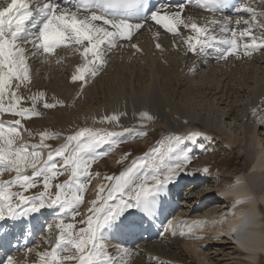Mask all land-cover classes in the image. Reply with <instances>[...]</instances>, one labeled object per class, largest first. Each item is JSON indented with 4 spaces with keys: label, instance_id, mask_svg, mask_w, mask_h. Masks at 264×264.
<instances>
[{
    "label": "snow or ice",
    "instance_id": "6c2138e0",
    "mask_svg": "<svg viewBox=\"0 0 264 264\" xmlns=\"http://www.w3.org/2000/svg\"><path fill=\"white\" fill-rule=\"evenodd\" d=\"M192 3L193 0H188L189 5ZM219 4L220 0H197L196 6L214 12ZM143 7L140 0H10L6 6H0V114L17 117L10 122L0 120V177L5 172L14 173L11 179H0V220H18L31 213H39L46 206H58L61 213L70 211L71 219L76 221L80 215L77 209L84 202L85 182H77L76 191L71 195L69 190L79 176L90 179V161L85 160L82 153L91 152L95 143L105 136L117 135L115 132L101 133L89 129L77 131L69 135L64 144L48 151L46 158L42 156L44 150L52 148L46 140L57 139L54 133L41 132L38 145L17 144L22 135L21 129L28 131L24 129L22 120L39 116L37 101H43L45 97L44 92L24 97L19 91L30 83V55L32 59L41 53L47 57L56 49L69 45L78 46L77 50L82 48L80 55L84 63L76 68L71 80L80 81L83 88L89 76L98 75L106 55L122 46L118 45V41H128L131 48L140 51L132 40L149 20L174 37L182 36L181 27L190 29L195 37L189 36L183 39V43L187 45V51L198 55L216 45L229 46L220 56L224 60L230 56L237 59L251 57L254 52L264 51V0L242 2L239 10L247 13L248 19L235 20L236 27H230L233 21L229 17L222 20L213 18L199 25L192 17L183 15L186 9L183 3L175 10L164 4L161 8L150 10L147 16H141ZM132 17H137V22H130ZM213 26L219 28L220 36L214 34ZM229 33L231 38H222ZM156 47L160 49V43ZM28 99L32 102L31 107H24L22 101ZM62 103L53 98L51 103L43 102V108L52 109ZM141 117L153 118L147 113H141ZM106 119L118 120L119 116ZM259 122L264 124V118ZM28 134L32 135L30 131ZM85 137L87 142L81 143V138ZM72 141L77 143L70 148ZM155 151L150 165L145 154L146 165L153 169L151 183L146 177L137 175L135 161L119 176L105 177L106 181L114 183L102 184L97 189L95 199L89 202L91 207L87 209L86 219L65 223L61 218L55 224L60 230L59 236L51 251L37 253L40 264H121L118 256L108 252L106 234L117 232L122 218L133 213L131 210L142 213L145 218L154 217L158 200L165 194L167 185L175 173L182 171L183 165L190 161L187 151L177 149L171 143L166 151ZM54 156L62 158L61 161L53 162ZM69 168V179L54 183ZM26 169H31V173L28 174ZM41 185L43 191L34 195L25 194ZM13 187H18L19 191H12ZM77 223L83 226L77 228ZM204 223L194 221L178 227L192 232L194 228L203 227ZM48 227L51 229L53 225ZM165 231L176 235L174 227ZM181 235H184L183 231ZM62 244L70 247L61 248ZM114 251L119 254L122 249L116 247ZM6 264H20V261L9 255Z\"/></svg>",
    "mask_w": 264,
    "mask_h": 264
},
{
    "label": "bare ground",
    "instance_id": "6f19581e",
    "mask_svg": "<svg viewBox=\"0 0 264 264\" xmlns=\"http://www.w3.org/2000/svg\"><path fill=\"white\" fill-rule=\"evenodd\" d=\"M8 2H10V0H0V6H6ZM248 2L249 0L244 1V3ZM181 3L186 5V9L183 15L186 17H192L199 25H204L205 21L211 20L213 18L220 20L223 19V17L218 18L206 14L203 15L201 11L196 7L194 2L189 5L187 1L181 0L177 5L171 6V8L175 10ZM240 18L248 19V14L240 11V14L238 16H235V18H230L233 21L230 27H236L234 21ZM27 27L30 28L31 25L28 24ZM180 31L182 33V36L174 37L172 34L165 32L162 28L155 25L152 21L149 20L140 32L134 34V38L132 40V43L137 44L140 51L131 48L128 41H118V45L122 46L114 48L110 53L106 55L105 63L103 68H100V73L95 77L89 76V81L87 79V82L91 84L90 86L93 90L90 93H94L96 97L98 96V100L96 102L101 106L105 104V106L107 107L106 110L103 111V116H106L108 114H116L118 116L119 114L123 113L124 117L132 120L134 119L133 117L135 114H138L140 111H147V114L151 112V115L155 116L154 123L159 124L162 128H166L176 135L188 134L191 131L190 129L197 127V124H199V122H197V117H195V115L189 113L188 111H183L179 107V105H181L182 103H174L171 98L175 96L174 94L178 93L181 95V100L186 98L191 99L190 96H193L195 94L202 95V92H199L201 91V87H198L197 85L191 84L189 82L192 72L198 71L200 73L208 72L216 78V81L218 83H213L210 80L209 82L213 83L217 88H204L205 91H213L215 93L214 98L217 99L218 102L224 101L223 104H227V108L228 105L230 106V112L228 111L230 113V117H237L235 115L237 114V107L235 106V104L238 103V101H241L242 96L244 95V93H246V86L244 84H247L246 81L247 79H249V77L247 76L248 74H244L243 70L247 67V65H249V67L264 65V51L254 52L251 57L237 59L236 57L230 56L227 60H224L220 59V56L229 46L216 45V47L218 48V52H220V56L209 60V58L211 57L205 58V54L198 55L195 52L187 51V45L183 43V39H186L189 36L195 37V33H193L190 29H184L183 27H181ZM213 31L217 36L221 35L218 27L213 26ZM157 32H159V36H156ZM257 35H259L258 32ZM222 38H231V34L229 33L227 37ZM157 43H160V49H157ZM174 43L176 46H174ZM77 48L78 46L76 45H69L67 47L62 46L61 48L55 50L50 56L46 57L43 53H41L35 59H32L31 55L29 58L30 72L38 71V73L35 74L41 75L42 77L52 75L54 73H57L58 71L61 72L64 66H73L72 73H67L68 78H59L62 79V81L54 82L51 84L56 89L65 91V93L63 94L60 93L61 96H59L64 103H67L70 100V97L77 93L79 90L78 83L80 81L73 82L71 80V77L75 73L76 68L82 66L84 63V59L80 55V51H82V48L79 50H77ZM238 62L239 64H237ZM246 62L248 63L246 64ZM35 67L39 68L37 69ZM232 82H235L236 84H233ZM33 83L34 81L31 82V91L34 94L37 92H44V100H48L47 102L49 103L53 102V98L49 93L45 92L44 88L41 89ZM94 83H98V85H96L97 89H93ZM257 83L260 84L259 81ZM19 91L22 94V90L20 89ZM251 91H249V93ZM250 94L254 98L255 104L259 106L264 105V81L258 89L252 91V93ZM182 102L185 101L183 100ZM22 104L26 106L27 102L22 101ZM67 108L68 107H65L64 109ZM47 110L48 109H46V112ZM49 110L52 111L54 110V108ZM10 116L14 117L11 114ZM0 117V120L5 121L4 117H2L1 115ZM261 118L262 117L254 118L253 115H246L244 117V130L242 132V135L243 140L245 141V151L243 150L242 155L243 153L245 154L247 150L249 151L253 147L251 151L252 159L247 164V169H250L249 175L236 174V179L226 184V186H224L223 188L219 186L216 187L215 185H204V182L207 179L202 180V178H199L203 177L201 176V174L206 176V174H204V172H202L201 170H198L193 176H180L178 178H173L170 182H178L179 185H174L179 186L178 190L179 188H181V185H183L184 181L192 184L190 188L195 189L196 187H198L196 188L197 191L195 190V194H193L195 197H200L201 199L200 201L196 200L191 208L180 209V212L183 211L185 213V217L188 218L178 220V223H173L172 226H170L175 228L176 234H181V231H183V236L187 237L193 234L200 233L202 235L200 237L202 238H191L192 243L201 240L203 241L202 243H205L206 239H210V237L214 235L213 231L215 229L216 223L220 221V216L224 211H226L227 207H229L226 205L227 203H224L222 205L218 204L219 206L215 203L217 201L224 202L223 200H225L226 202L227 200L229 201L231 199L233 205L230 206V211L227 212H232L234 214V217L236 218V226H231V230H227L226 232H224V234L233 239V242L236 243V245H234V248L238 247L237 249H239L240 253H231L229 255L235 258V255L241 257L244 254L245 259H248L252 264H259V260H261L262 258L261 255L264 253V219L258 220L257 223H254L255 228H258L257 226L261 228L260 230L255 229L254 231L252 230L251 220V210H253V208H256L257 201L262 202L264 205V142H262V139L260 141L257 136L258 132L264 130V128L261 127L262 123L259 122ZM205 120L207 119H204L203 124H205L206 129H209L208 131H210V133H212L213 130V133L215 131L221 132V129L214 124V121L212 119H208L209 121ZM127 122L129 121L127 120ZM99 123L100 122H97V124ZM22 124L24 125V129H26L25 123ZM134 126L135 123L134 125H123L121 128H119L118 131L116 130L118 132L117 135L105 136L103 139L99 140V142L95 143V145H98L99 148H102L103 144L105 143L108 147H114V149H112V151L110 152L115 154V157L117 159L118 153L117 151H115V148L116 143L119 141V139L125 138L126 136L130 135L131 137L134 135H139L137 134L140 132L139 128H136V130L133 132ZM211 129L213 130L211 131ZM21 133L22 135L17 140V144H39L29 136L28 131L23 130L21 131ZM26 135H28L27 140ZM240 141V139H230L229 143H231L234 148L236 146V148L240 150ZM47 151L48 150L46 149L44 150L42 154L43 158H46ZM106 152L107 151H105V153ZM102 154L104 153H98L96 148H93L91 152L82 153L85 160H87V157L91 158L90 156L102 157ZM89 170L90 169H88V171ZM25 171L30 174L32 170L26 169ZM9 176L10 174L6 172L2 177ZM80 177L81 176H79L78 180L85 182V180L81 179ZM193 182H195V184H193ZM75 184L76 182L74 180L69 195H71L75 191ZM86 184L87 183L85 182V185ZM102 184H104L102 178H100L98 174L95 175L94 180L90 185L91 187H89V198H86V200L83 202V208H80L79 206L77 209V211L79 209L82 210V217L84 219H86L88 214L87 209L91 207V204L89 202L92 199H95L97 189ZM216 195H219V197H217ZM211 196L214 197L210 200H207ZM212 200L215 201V203H213ZM238 200L241 202L236 203V201ZM180 202H182V198ZM163 203L164 201L159 198L158 204ZM55 208L59 209L58 206H55ZM207 208H210V211H206ZM260 213L264 215V208L260 209ZM58 214L59 213H55L54 215ZM71 215L72 213L70 211L64 212V216L66 219H69ZM123 220L124 219H122V221ZM1 221L2 220H0V222ZM122 221L119 224L117 232L106 234L105 239L107 250H114L116 247H119L122 249V251L120 252L121 254L124 253L123 249H125V244H123V242H126L125 236L128 235L127 232L130 229L126 228V226L123 225ZM194 221H204L205 223L203 227L194 228L192 232H188L186 228L181 229L180 227H178V225H190ZM55 224L57 223H54L51 229L48 227L50 223H47V228L45 229L40 226L39 231L42 232V235H40L39 237H42V240L33 241V243H29L27 247H21L20 253L17 256L13 257L16 260L20 261V264H40L37 253L43 252L45 250L51 251L52 247H54L56 244L60 230L55 227ZM237 227L239 228L235 230ZM156 235L154 237H156ZM147 242L148 241H144L140 243V241H138L139 244L137 243V247L144 246V250L148 255L157 254L160 256L161 252L159 249H163L165 245H161V247H151V245L150 247H145L146 245H148ZM220 243L221 242L214 244ZM63 247L70 246L62 244L61 248ZM202 247L205 248L204 245H202ZM191 248L194 249L195 252H198L199 250L195 246H192ZM210 250L213 249H205L204 251ZM6 258L7 257L1 258L0 261L3 262H1L0 264H6ZM130 259V257L126 258L123 264H145L139 258L135 260L133 259L132 262H130ZM202 260L205 261L206 264H212L203 254ZM229 260L230 259H228V261ZM215 263L219 264V261L217 260Z\"/></svg>",
    "mask_w": 264,
    "mask_h": 264
},
{
    "label": "rangeland",
    "instance_id": "374dc122",
    "mask_svg": "<svg viewBox=\"0 0 264 264\" xmlns=\"http://www.w3.org/2000/svg\"><path fill=\"white\" fill-rule=\"evenodd\" d=\"M248 62H246L247 64ZM239 64V62L237 63ZM36 65V64H35ZM39 68V67H35ZM73 66H64L61 72L54 73L48 76L36 75L37 72H30V83L27 84V87L22 86L20 89L22 90V94L24 97H31L34 93L31 91V82L34 81L33 84L38 86L41 89H45L46 93H49L52 98H55L58 101H62L59 96L60 93L63 94L65 91H60V89H56L51 84L54 82L62 81L59 78H68L67 73H72ZM244 74H248L245 90L246 93L241 98V101L235 104L237 107V114H235L236 118L230 117V106L226 107L227 104H223V102H218L217 99L214 98L215 93L213 91H205L204 88L214 89L217 88L213 83H218L216 78L212 76V74L208 72H198L193 71L189 82L191 84L200 86L202 95L195 94L190 96L191 99L186 98L183 99L185 102H182L181 95L174 94L171 100L174 103L181 104L179 107L183 111H188L189 113L195 115L197 117V127L190 129L191 131L188 134H173L172 131L162 128L159 124L154 123V117L151 115V112L148 113L149 116L153 117L151 120L141 117V113H147V111H140L138 114L134 115V119L129 120L127 117L119 114L118 120H108L106 117L117 116L116 114H108L103 116V111L106 110L105 104L103 106L99 105L96 101L98 100V96L96 97L92 92L91 84L87 82L84 84L83 88L80 87L81 82L78 83V92L70 97V100L67 103H62V105H57L54 110L50 111L49 109L46 112V109L43 108V102H47L48 100L37 101V110L40 112L39 116L31 117L28 120H22V123H25V127L32 133L30 137L38 143H40V133L47 132L49 134H56L57 139H47L46 142L52 146L51 149H46L48 151L55 149L66 142V139L69 135L75 134L77 131H82L84 129L92 130L93 132L103 131L104 126L109 129H112V132L118 134L119 128L123 125H134L133 132L136 128H139L138 136H128L125 140L119 141L117 144L118 156L117 159L115 154L113 153H104L103 157L90 156L87 157V160L90 161L92 165V169L88 171V176L90 177L91 173L93 178L95 175H99L102 178L103 183H114L106 181L104 178L107 176H119L122 172H125L129 167H131L136 162V173L141 177H146L148 183H151V176L153 174V169L150 166H147L145 163V154H147V164H151V157L156 155L155 150L166 151L169 143H171L177 149L182 151H187L190 154V161L183 165V170H178L174 177L180 176H193L196 174L198 170L204 171L207 174L208 179L204 182V185H215L216 187L223 188L226 184L236 179V174L241 175H249V171H247L248 162L251 161L252 156V148L245 152V141L243 140V130H244V117L246 115H253L254 118L262 117L264 118V105L259 106L255 104L254 98L250 93L258 89L264 81V65H256L255 67H247L243 70ZM100 71L98 72V74ZM257 74V75H256ZM258 76V77H257ZM263 78V80H262ZM212 81L213 83L209 82ZM239 80V79H238ZM89 81V79H88ZM234 81V79H233ZM259 81L260 84L257 82ZM206 84H205V83ZM236 82V81H235ZM235 82H232L233 84ZM199 83V84H198ZM211 83V84H210ZM202 84V85H200ZM236 84V83H235ZM96 85L98 83H94L93 89H97ZM220 89V86H219ZM253 89V90H252ZM252 90V91H251ZM249 91H251L249 93ZM214 93V95H213ZM204 94V95H203ZM178 97V98H177ZM27 105L24 107H31V100L28 99ZM42 102V103H41ZM41 103V104H40ZM231 105V104H230ZM68 107L67 109H64ZM45 110V111H44ZM236 110V109H235ZM229 111V112H228ZM255 111V115H254ZM220 113V114H219ZM94 114V115H93ZM4 117L5 121H12L17 117H11L10 114H0ZM136 116V117H135ZM138 116V117H137ZM1 118V117H0ZM125 119V120H124ZM204 119H212L214 124L217 125L221 132L215 131L213 133V129H211L212 133L208 131L209 129L205 128V124H203ZM127 120L129 122H127ZM205 120V121H207ZM136 121V122H135ZM138 121V122H137ZM153 121V122H152ZM209 121V120H208ZM97 122H100L97 124ZM132 122V123H131ZM211 122V121H210ZM111 123V124H110ZM141 124V125H140ZM109 125V126H108ZM148 125V126H146ZM101 126V127H100ZM99 129V130H98ZM106 129V128H105ZM108 129V131H109ZM117 130V131H116ZM241 130V131H240ZM22 131V129H21ZM101 131V132H102ZM195 133V134H193ZM175 135V136H174ZM181 135H187L185 137H181ZM258 139H262L264 142V130L263 132H258ZM170 138H172L170 140ZM230 139L241 140L240 141V150L238 148L233 147L231 143H229ZM120 140V139H119ZM87 138H81V143H86ZM242 142V143H241ZM77 141H72L70 148L75 146ZM255 146V145H254ZM239 150V151H238ZM47 151V152H48ZM110 154V155H109ZM47 157V156H46ZM95 159H92V158ZM99 158V159H96ZM54 162L59 163L61 159L59 157H53ZM92 159V160H91ZM90 165V167H91ZM90 169V168H89ZM6 173V172H5ZM67 174V175H66ZM71 175V169L69 168L64 172L63 175L59 176L54 183H62L64 180L66 181ZM11 176V177H10ZM9 177H0V179L8 180L12 178V175ZM173 177V178H174ZM85 180L88 185V180L85 179L84 176L80 177ZM162 178V177H161ZM94 180V179H93ZM79 180H75L77 183ZM139 183V181H137ZM220 183V184H219ZM90 186V185H89ZM188 187V184L186 185ZM91 187V186H90ZM198 188V187H196ZM196 188L193 189V193L197 191ZM192 189L186 188L187 192L182 197V205L185 206V209L191 208L194 205V202L200 201V197H195L193 193H188L192 191ZM43 191L42 185L38 187V189H29L25 194L34 195L35 191ZM85 191L83 193L84 201L86 198H89L90 194L88 193L89 187H85ZM196 190V191H195ZM12 191H19L18 187H13ZM76 191V188H75ZM74 191V192H75ZM73 192V193H74ZM70 193V190H69ZM213 201V200H212ZM224 202L213 201L215 204L222 205L227 203V206L233 205L232 200L229 201L223 200ZM118 202V201H117ZM211 203V202H210ZM218 205V206H219ZM83 203L80 205V208H83ZM220 208V207H219ZM80 210V209H79ZM206 211H210V208H207ZM82 214V211H81ZM81 219H84L82 216ZM79 217H76V221L81 220ZM73 221L72 222H75ZM65 223H71L70 221H66ZM83 225L76 224V227H81ZM173 237V236H172ZM190 236H182V238H165L163 235H156L153 239L147 243L145 247H156L161 245H165L163 249L160 250L159 255H148L144 250V246H135L133 248H129L125 246L123 249V254H117L113 249L109 250L110 254L114 253L121 259V264L124 262V258H131L130 262L134 259H140L145 264H206L205 261L202 260V254L206 256V258L212 264L217 260L219 264H252L248 259H245L244 254L240 256H236L235 258L229 254H237L240 253L239 249L234 248L235 246L212 241V236L210 239H206L205 243L203 241H197L192 243V239ZM209 240V241H208ZM40 241V240H38ZM212 241V242H211ZM213 244V245H212ZM205 246V248L202 247ZM195 246L198 252H195L191 247ZM129 248V249H128ZM234 248V249H233ZM206 249H213L210 251H204ZM112 251V252H111ZM131 251V252H129ZM113 256V255H112ZM125 256V257H124ZM201 256V257H200ZM262 258L259 260V264H264V253L261 255ZM228 259H230L228 261ZM203 261V262H202Z\"/></svg>",
    "mask_w": 264,
    "mask_h": 264
}]
</instances>
